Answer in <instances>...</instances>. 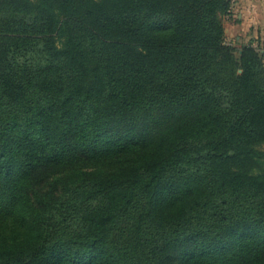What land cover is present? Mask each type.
Masks as SVG:
<instances>
[{"label":"trees","instance_id":"obj_1","mask_svg":"<svg viewBox=\"0 0 264 264\" xmlns=\"http://www.w3.org/2000/svg\"><path fill=\"white\" fill-rule=\"evenodd\" d=\"M232 0H0V264H264V45Z\"/></svg>","mask_w":264,"mask_h":264},{"label":"crops","instance_id":"obj_2","mask_svg":"<svg viewBox=\"0 0 264 264\" xmlns=\"http://www.w3.org/2000/svg\"><path fill=\"white\" fill-rule=\"evenodd\" d=\"M234 11V20L227 22L229 36L239 44L264 45V0H235Z\"/></svg>","mask_w":264,"mask_h":264},{"label":"rangeland","instance_id":"obj_3","mask_svg":"<svg viewBox=\"0 0 264 264\" xmlns=\"http://www.w3.org/2000/svg\"><path fill=\"white\" fill-rule=\"evenodd\" d=\"M234 1L235 0H232V4H233L232 11L229 14H225V16H224V18H225L224 24H225L226 41L228 43H230V44H237V42L235 41V39L229 36V30H228V25H227L228 24L227 22L228 21H232V19L234 18V15H235V11H234ZM259 147L264 150V143L261 144Z\"/></svg>","mask_w":264,"mask_h":264}]
</instances>
